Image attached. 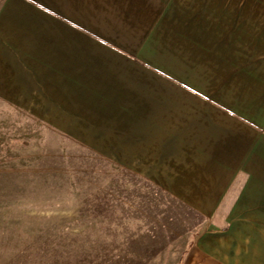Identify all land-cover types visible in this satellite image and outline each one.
Returning a JSON list of instances; mask_svg holds the SVG:
<instances>
[{
	"label": "rangeland",
	"instance_id": "1",
	"mask_svg": "<svg viewBox=\"0 0 264 264\" xmlns=\"http://www.w3.org/2000/svg\"><path fill=\"white\" fill-rule=\"evenodd\" d=\"M224 6L238 22L219 19ZM97 9L99 15L90 9V22L77 26L100 39L74 33L67 41L88 55L87 71L68 65L67 56L57 58L73 110L80 111L89 89L103 86L99 80L175 98L183 93L158 81L206 77L232 86L234 75L264 71V0H101ZM230 31L233 69L222 63L213 70L224 49L212 45ZM29 111L0 101V264H259L256 247L246 249L253 255L248 263L235 258L240 249L230 256L223 243L218 259L210 255L209 234L224 232V215L201 217L83 144L69 133L74 120L63 109L58 119H36ZM99 148L112 153L114 147Z\"/></svg>",
	"mask_w": 264,
	"mask_h": 264
},
{
	"label": "crops",
	"instance_id": "2",
	"mask_svg": "<svg viewBox=\"0 0 264 264\" xmlns=\"http://www.w3.org/2000/svg\"><path fill=\"white\" fill-rule=\"evenodd\" d=\"M99 1L0 0V101L23 112L31 109L36 119H58L63 109L66 120H74V126H67L69 133L80 135L83 144L98 147L120 168L198 215H224V232L209 234L210 255L218 259L223 243L230 256L240 249L235 258L245 257L248 263L253 255L246 249L256 247L262 257L258 262L264 264V71L234 75L232 86L201 76L158 81L160 88L172 86L183 93L175 98L145 95L123 80H99L104 87L89 89L80 111L73 110L77 105L66 100L70 93L63 89L67 71L58 70V59L67 56L68 65L87 71L88 55L67 47V41L74 33L100 39L77 26L90 22V9L100 14ZM224 9L226 15L219 19L238 22V16ZM231 40L232 31L225 34L223 45L209 42L215 52L224 49V59H217L213 70L222 63L233 69ZM74 56H80V63H72ZM212 60L205 64L211 67ZM110 87L119 91L111 96L105 90ZM99 147L114 148L110 153Z\"/></svg>",
	"mask_w": 264,
	"mask_h": 264
},
{
	"label": "trees",
	"instance_id": "3",
	"mask_svg": "<svg viewBox=\"0 0 264 264\" xmlns=\"http://www.w3.org/2000/svg\"><path fill=\"white\" fill-rule=\"evenodd\" d=\"M202 217V216H201Z\"/></svg>",
	"mask_w": 264,
	"mask_h": 264
}]
</instances>
